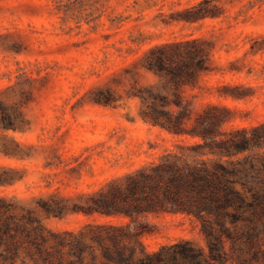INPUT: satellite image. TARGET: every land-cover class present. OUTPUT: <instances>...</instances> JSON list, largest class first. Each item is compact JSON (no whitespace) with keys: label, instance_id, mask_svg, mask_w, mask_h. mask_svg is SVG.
<instances>
[{"label":"rangeland","instance_id":"1","mask_svg":"<svg viewBox=\"0 0 264 264\" xmlns=\"http://www.w3.org/2000/svg\"><path fill=\"white\" fill-rule=\"evenodd\" d=\"M201 2L217 16L180 20ZM257 35L264 0H0V198L63 236L62 264H116L108 236L127 220L84 216L74 204L136 169L152 146L173 149L176 138L143 115L148 90L170 94L145 67L150 49L201 39L221 68L245 56L241 73L223 79L260 85L264 54L246 53ZM39 201L64 204V215L47 218ZM214 218L150 217L163 222L158 231L130 228L121 239L129 264H264V215L229 208L223 228Z\"/></svg>","mask_w":264,"mask_h":264},{"label":"trees","instance_id":"2","mask_svg":"<svg viewBox=\"0 0 264 264\" xmlns=\"http://www.w3.org/2000/svg\"><path fill=\"white\" fill-rule=\"evenodd\" d=\"M203 4L182 12L180 20L195 23L217 16ZM248 44L247 56L264 54V35L248 39ZM244 57L221 68L207 42L197 38L150 49L145 67L165 79L170 94L148 90L143 115L159 133L176 138L173 149L152 146L147 160L136 169L109 182L86 205L74 204L79 209L75 213L84 216L127 220L118 227L120 234L109 231L117 249L116 264L133 259L132 248L126 255L127 245L121 240L130 228L140 235L159 230L163 222H152L150 217L204 220L214 216L223 228L229 208L248 207L255 215H264V81L258 85L223 79L228 73H241L239 62ZM257 64L263 72L264 62ZM1 110L2 123L9 128V112L2 105ZM38 205L47 218H60L66 210L64 204L48 201ZM34 213L0 198L2 264H16L18 259L22 264H62L59 249L67 245L63 236ZM260 254L264 257V250Z\"/></svg>","mask_w":264,"mask_h":264}]
</instances>
